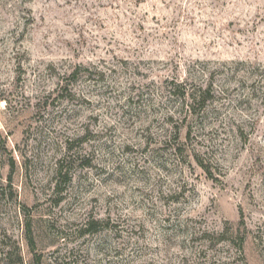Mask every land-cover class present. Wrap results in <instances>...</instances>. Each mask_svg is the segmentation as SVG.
Here are the masks:
<instances>
[{"label":"rangeland","instance_id":"374dc122","mask_svg":"<svg viewBox=\"0 0 264 264\" xmlns=\"http://www.w3.org/2000/svg\"><path fill=\"white\" fill-rule=\"evenodd\" d=\"M0 264H264V0H0Z\"/></svg>","mask_w":264,"mask_h":264},{"label":"trees","instance_id":"16d2710c","mask_svg":"<svg viewBox=\"0 0 264 264\" xmlns=\"http://www.w3.org/2000/svg\"><path fill=\"white\" fill-rule=\"evenodd\" d=\"M212 89L213 86L212 84H210L207 87L201 86L199 87L198 91L194 93V95H192L190 98H192L194 100V104L198 103L199 105H201L203 108L205 107L207 101L212 97ZM187 95L184 94L183 97H186ZM199 165L205 170L206 167L199 162ZM208 172V171H207Z\"/></svg>","mask_w":264,"mask_h":264}]
</instances>
